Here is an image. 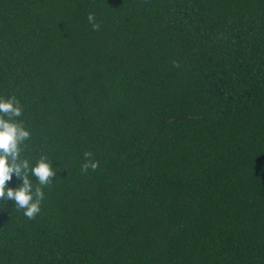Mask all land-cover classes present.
<instances>
[{
  "label": "trees",
  "instance_id": "16d2710c",
  "mask_svg": "<svg viewBox=\"0 0 264 264\" xmlns=\"http://www.w3.org/2000/svg\"><path fill=\"white\" fill-rule=\"evenodd\" d=\"M0 95L59 173L0 264H264V0H0Z\"/></svg>",
  "mask_w": 264,
  "mask_h": 264
},
{
  "label": "clouds",
  "instance_id": "9594fccd",
  "mask_svg": "<svg viewBox=\"0 0 264 264\" xmlns=\"http://www.w3.org/2000/svg\"><path fill=\"white\" fill-rule=\"evenodd\" d=\"M88 21L94 29L99 27L94 14L88 15ZM23 107L15 96L0 95V207L12 201L17 210L29 219L41 212L45 199L44 188L59 174L58 165L46 155L40 156L34 163L23 155L25 143L32 133L19 118ZM91 153H85L82 171H95L99 162L91 159ZM16 177L20 181L15 187L9 182ZM35 177L37 183L32 182Z\"/></svg>",
  "mask_w": 264,
  "mask_h": 264
}]
</instances>
